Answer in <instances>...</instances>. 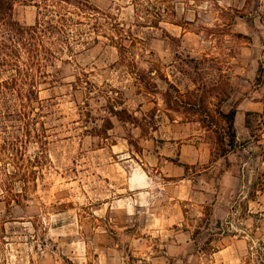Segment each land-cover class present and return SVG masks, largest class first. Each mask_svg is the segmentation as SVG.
I'll use <instances>...</instances> for the list:
<instances>
[{
    "label": "rangeland",
    "instance_id": "374dc122",
    "mask_svg": "<svg viewBox=\"0 0 264 264\" xmlns=\"http://www.w3.org/2000/svg\"><path fill=\"white\" fill-rule=\"evenodd\" d=\"M92 1L97 41L39 86L45 159L0 173V264H264V0Z\"/></svg>",
    "mask_w": 264,
    "mask_h": 264
},
{
    "label": "trees",
    "instance_id": "16d2710c",
    "mask_svg": "<svg viewBox=\"0 0 264 264\" xmlns=\"http://www.w3.org/2000/svg\"><path fill=\"white\" fill-rule=\"evenodd\" d=\"M19 3L38 8L39 17L34 25L25 26L15 19L14 10ZM109 15L92 0H0V173L9 181L19 179L28 163L38 164L47 154L48 105L40 100L39 86L55 81L61 72L56 69L50 77L48 68H55L57 61L72 64L76 48L87 45L89 39L97 41L91 36L100 33L103 25L99 20L111 18ZM63 56L69 59L62 60ZM110 110L119 119L126 113ZM221 116L225 127L218 135L217 151L229 168L227 157L237 148V109L232 108ZM247 127L251 128L248 119ZM110 129L106 127L96 133L104 137ZM31 145L38 148L34 160L27 157ZM9 167L11 171H7ZM184 167L188 169L187 165ZM226 168L219 169L218 179L227 172ZM256 185L261 187L256 188L257 192L262 191L264 179H259ZM0 188L3 189L1 185ZM12 189L11 184L4 188L10 195L14 194Z\"/></svg>",
    "mask_w": 264,
    "mask_h": 264
}]
</instances>
